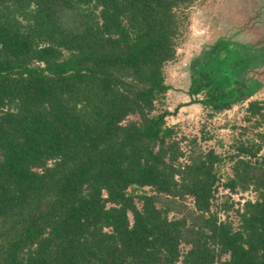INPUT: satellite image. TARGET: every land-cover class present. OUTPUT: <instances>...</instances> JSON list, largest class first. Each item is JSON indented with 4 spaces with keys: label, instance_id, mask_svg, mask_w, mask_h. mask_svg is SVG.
<instances>
[{
    "label": "trees",
    "instance_id": "1",
    "mask_svg": "<svg viewBox=\"0 0 264 264\" xmlns=\"http://www.w3.org/2000/svg\"><path fill=\"white\" fill-rule=\"evenodd\" d=\"M193 1L0 0V264H264V99L226 155L157 109ZM218 47L190 95L255 94Z\"/></svg>",
    "mask_w": 264,
    "mask_h": 264
},
{
    "label": "rangeland",
    "instance_id": "2",
    "mask_svg": "<svg viewBox=\"0 0 264 264\" xmlns=\"http://www.w3.org/2000/svg\"><path fill=\"white\" fill-rule=\"evenodd\" d=\"M183 13L185 17L183 16L177 39L176 58L165 66V81L170 89L157 109L172 112L166 117V123L175 126L184 149H188L191 146L189 141L197 137V146L203 150L213 148L226 155L234 151L230 145L239 136V126L246 125L243 116L247 102L264 99V0H194ZM233 42L240 46H232ZM219 45L223 46L225 52L223 59L229 61V73L239 75L247 88L259 85L258 90L249 97L235 95L236 98H233L230 91L239 85L237 83L232 84L231 88H218L217 91L227 98L214 104L195 101L204 99L206 90L195 96L190 95L191 81L197 74L198 67L208 59L207 53L217 50ZM237 49L239 51L235 52ZM254 65L262 67L255 70ZM208 75L210 73L204 76L205 79ZM215 76L218 78L223 74L216 73ZM213 84L209 81L206 88L210 89ZM177 106L178 109L175 110ZM204 135L209 138L202 139ZM230 165L228 159L220 165L219 171L223 179L231 174ZM226 193L227 190L223 187L219 188L212 210L217 211L221 219L227 214L236 225L235 213L221 210V203L227 199ZM231 197L239 202L244 198H254V194L240 191L233 193ZM186 204L192 205V200L187 199ZM187 247L182 244V251Z\"/></svg>",
    "mask_w": 264,
    "mask_h": 264
}]
</instances>
